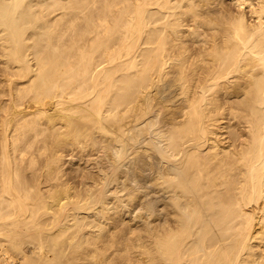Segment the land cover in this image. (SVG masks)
Instances as JSON below:
<instances>
[{"label":"bare ground","instance_id":"1","mask_svg":"<svg viewBox=\"0 0 264 264\" xmlns=\"http://www.w3.org/2000/svg\"><path fill=\"white\" fill-rule=\"evenodd\" d=\"M211 1L0 0V264H264V0ZM151 131L179 213L129 231Z\"/></svg>","mask_w":264,"mask_h":264},{"label":"rangeland","instance_id":"2","mask_svg":"<svg viewBox=\"0 0 264 264\" xmlns=\"http://www.w3.org/2000/svg\"><path fill=\"white\" fill-rule=\"evenodd\" d=\"M219 1H220V3H219ZM230 0H212L211 1V3H210V5H208V6H206L204 9H202V11L203 12H206V13H210L211 15H215V17H217L216 16V14H217V12H216V10H219L220 9V11L219 12H221L222 10H221V8H225V7H227L228 9H232V8H230V7H233L232 6V3L231 2H229ZM217 5V6H216ZM219 5V6H218ZM220 6H221V8H220ZM223 6V7H222ZM214 7V8H213ZM226 8V9H227ZM234 10V9H233ZM219 12H218V15H220L219 14ZM214 13V14H213ZM239 98H241V97H239ZM233 100H234V98H232ZM231 99V100H232ZM226 120V119H225ZM227 121V120H226ZM225 121V122H226ZM231 128H233V130L235 131V130H237V131H239L240 132V129H244V127L243 126H241V125H239L238 123H237V125H239L238 127L240 128V129H237L238 127H236V129H234L235 128V125H234V123L232 124V122H231ZM234 125V126H233ZM236 125V126H237ZM242 128H241V127ZM230 128V129H231ZM229 129V130H230ZM232 130V129H231ZM233 131V132H234ZM244 131H245V129H244ZM243 132V131H242ZM150 132H147V134H142V135H140L134 142V145H133V143H132V145L130 146L131 147V149L129 148V144H128V142L127 143H125L126 144V148H125V150L128 148V150H130V152H135V150H136V153H131L130 155V157H128L129 156V152H126L125 153V155L127 156V159H124V158H126V156H124V158H122L121 159V161H122V163L120 162V160H119V162H118V160L116 161V163H119V164H117L116 166L117 167H112V168H116V170H117V172H120L121 174H120V176L121 177H123V179H124V181H127V182H129V185H130V187H129V185H128V187H127V182L124 184L125 186H126V190L125 191H123V192H121L122 193V197H126V191L129 189V191H127V192H132V190H133V188H134V186H136L135 188H134V190H133V192L135 191V194H137L136 196V200H134V202H132L131 204H129V202H128V205L127 206H129V209H130V206H131V210H129V212H130V214L128 213V214H125L128 210V208H126V210L127 211H125V212H123L125 215H123V213H122V215L120 214H117V217L115 216V218H118L116 221H115V224L116 225H118V226H120V225H122V222H124V225H122V227L123 228H125V225L126 226H129V231H130V228L132 227H136V229L138 228L137 227V225L139 226V228H140V230H141V227L144 225V227H146L145 225H146V222H147V215L149 214V213H151L150 211L152 210V214H153V217H152V215L150 214V216H151V218L149 217L148 218V221H149V219H151L149 222H147V224L149 225L148 227H150V225H151V223H152V220H153V222H154V220H155V222L154 223H152V225H154V226H156V225H158L157 227H161V226H163V225H165L164 223H165V220H166V222L168 221V220H171V217H172V215L174 214V212H176V214H177V212L178 211H176V207H174L175 205H174V203L172 202V195H171V192L169 191H167L166 189H165V187L163 186V185H160L159 183H158V181L160 180H156V179H158L160 176H158V172H160V174L159 175H161V171L163 170V172H165L166 170H164L163 169V167L164 168H166V166L168 167L171 163H172V165H170V167L168 168V169H170V170H173L172 168L174 167V163L171 161H165L164 162V160H162V158H161V156H159L160 154H159V150H160V148L162 149V150H164L163 148H164V146H163V142H161L159 139H156L155 138V136H154V134H153V132L151 131V133L149 134ZM152 135L154 136V137H152ZM106 137H109V135H107ZM124 138V137H123ZM141 138V139H140ZM118 139V138H117ZM152 139H153V141H152ZM156 139V140H155ZM126 140V139H125ZM155 140V141H154ZM123 141H124V139H123ZM137 141V142H136ZM149 142H152V144L154 145H152V144H148ZM155 142H159V143H157V144H155ZM130 144H131V142H129ZM137 143V144H136ZM161 143V144H160ZM127 144H128V146H127ZM158 145H160V148H157L158 147ZM133 146V147H132ZM153 146V147H152ZM154 148H156L158 151H157V155L155 154V152H154V150H156V149H154ZM135 149V150H134ZM138 149V150H137ZM128 150H126V151H128ZM134 150V151H133ZM161 150V151H162ZM146 152V153H145ZM153 152V153H152ZM128 153V154H127ZM66 156V155H65ZM68 156V155H67ZM66 156V157H67ZM76 155H74V157H73V155H71V157H70V155L68 156L70 159H73L74 161H71L69 158V160L71 161L70 162V164H69V161H68V159L66 158V157H64L65 159H66V161H64V163H63V161H62V168H63V170H64V172L66 173V174H68V176H70V177H72V178H74V176H77V174H79L78 176H77V178L75 177L74 179H78V177H80V176H89L90 175V173H92V172H95V169H94V159H95V155L94 156H90V157H88V156H81V160H77V162H76V157H75ZM159 156V157H158ZM78 157V156H77ZM64 158H63V160H64ZM93 158V159H92ZM78 159H79V157H78ZM125 160V162H124V160ZM65 162H68L67 164H65ZM166 162H170L169 163V165H168V163H166ZM73 163H74V165H76V166H74L73 165ZM124 163H125V166H124ZM163 164H164V166H163ZM76 167V169H74ZM172 167V168H171ZM139 168V169H138ZM70 169V170H69ZM94 169V170H93ZM74 170L76 171V172H74ZM78 170V171H77ZM125 172V175L124 174H122V172ZM132 171H133V173H132ZM139 171H141V173L139 172ZM71 172H74V174H72ZM107 172H108V174L109 173H111L112 171H111V167H110V171H109V169H107ZM163 172H162V174H163ZM158 173V174H157ZM72 174V175H71ZM133 174H135V175H133ZM74 175V176H73ZM127 176V178L125 179L124 178V176ZM129 175H130V177H129ZM132 175V176H131ZM156 175L158 176V178L156 177ZM133 176H135V178H132ZM122 178H121V182H122V180H123ZM132 180V181H131ZM135 180V181H134ZM124 183V182H123ZM134 183V184H133ZM158 183V184H157ZM133 187H132V186ZM114 186V184H110V186L108 185V192L107 193H109L110 191H112V187ZM138 186V187H137ZM163 186V187H162ZM131 187H132V190H131ZM139 188H141V191L140 190H138ZM111 189V190H110ZM137 189V190H136ZM131 190V191H130ZM136 191L138 192H140V193H136ZM132 192V193H133ZM169 193V194H168ZM128 194V193H127ZM134 194V195H135ZM142 194V195H141ZM124 195V196H123ZM133 195V194H132ZM138 195H141L139 198H138ZM170 196H171V199H170ZM137 198H138V200H137ZM140 198H141V200H140ZM123 201L125 200V199H122ZM133 201V200H132ZM139 205V206H138ZM152 208V209H151ZM136 209V210H135ZM138 209V210H137ZM148 209H149V211H148ZM151 209V210H150ZM134 210H135V213H137V215H133V214H135L134 213ZM145 210H146V212H148L147 214L145 213ZM138 211V212H137ZM174 211V212H173ZM133 212V214L131 215V213ZM139 213H140V216L141 215H143V216H141V217H143V219H145V217H146V221L144 222L143 220H141L140 218H137V217H139ZM171 213V214H170ZM179 213V212H178ZM88 214H91V213H88ZM115 215V214H114ZM120 216H121V218H120ZM124 216V217H123ZM136 217V218H135ZM130 218V219H129ZM122 219V220H121ZM127 220V221H126ZM136 221V222H135ZM125 223H127V224H125ZM140 223H141V226H140ZM143 223V224H142ZM137 224V225H136ZM162 224V225H161ZM135 225V226H134ZM117 226V227H118ZM122 227H120V229H122ZM143 227V228H144ZM151 227H153V226H151ZM127 228V227H126ZM132 228H131V230H132ZM138 228V229H139ZM136 229H134L133 228V231L135 230L136 231ZM126 233L128 232V228L127 229H123ZM127 230V231H126ZM132 233V232H131ZM142 233V232H141ZM128 234V233H127ZM134 234H135V232H134ZM131 235V234H130ZM130 235L128 234L127 235V237L129 236L130 237ZM133 236H131V238H132ZM31 246L30 245H26V247H25V250L27 251V253L29 254V255H31Z\"/></svg>","mask_w":264,"mask_h":264}]
</instances>
